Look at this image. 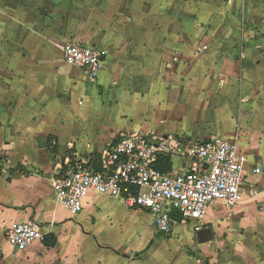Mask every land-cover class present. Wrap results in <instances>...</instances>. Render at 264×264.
<instances>
[{"label": "crops", "instance_id": "obj_1", "mask_svg": "<svg viewBox=\"0 0 264 264\" xmlns=\"http://www.w3.org/2000/svg\"><path fill=\"white\" fill-rule=\"evenodd\" d=\"M69 42L108 50L95 82L66 64ZM134 131L247 153L241 205L207 209L211 241L181 239L205 258L119 198L91 193L78 214L56 202L71 154L90 161ZM0 221L45 234L18 250L0 229V264H264V0H0Z\"/></svg>", "mask_w": 264, "mask_h": 264}, {"label": "built area", "instance_id": "obj_2", "mask_svg": "<svg viewBox=\"0 0 264 264\" xmlns=\"http://www.w3.org/2000/svg\"><path fill=\"white\" fill-rule=\"evenodd\" d=\"M66 64L82 69L91 83L103 68L108 50L69 42L63 47ZM180 159V167L163 172L160 158ZM249 158L235 140L224 137L191 139L187 136L152 137L144 131L122 134L100 155L98 164L77 160L55 180L58 204L73 214L84 208L91 194L119 198L134 209L148 210L157 230L172 234L180 223L193 222V230L204 228L207 209L217 202L236 209L245 199L242 189ZM260 168L256 172H260ZM177 213L182 221L173 216ZM8 243L24 250L45 234L38 222H13L4 226Z\"/></svg>", "mask_w": 264, "mask_h": 264}, {"label": "rangeland", "instance_id": "obj_3", "mask_svg": "<svg viewBox=\"0 0 264 264\" xmlns=\"http://www.w3.org/2000/svg\"><path fill=\"white\" fill-rule=\"evenodd\" d=\"M250 30H252L253 33H256L258 35H260V33H261V29H258V28H255V29L252 28ZM255 30L257 32H255ZM243 33H244V36H246L247 38H249V37L251 38V36H252V33L248 32V28H244ZM258 35H255V36L257 37ZM202 48H203V50H207L209 47H208V45H203ZM191 228L192 227H191V224L189 222L178 224V226H176L174 229L175 232L172 235V239H170L169 241L166 240L167 242L162 241V243L169 246L170 249H172V246H177V248L181 249L182 252L190 254L194 258L203 259V258H205V254H204L203 250L200 248V246H199V248L198 247L196 248V246H193V245L198 244L197 241L194 242L193 245H190V244H187V242L181 241V239H184V238L186 239V237H188L189 234L193 233V232H191ZM165 238H167V237H165ZM164 244H161V246L163 247Z\"/></svg>", "mask_w": 264, "mask_h": 264}, {"label": "trees", "instance_id": "obj_4", "mask_svg": "<svg viewBox=\"0 0 264 264\" xmlns=\"http://www.w3.org/2000/svg\"><path fill=\"white\" fill-rule=\"evenodd\" d=\"M48 139L53 140L54 137L50 135V136H48ZM48 147L50 148V150L54 154H56V152H57L56 145H53V146L50 145ZM99 158H100L99 155L92 156L91 159H90L89 164H95L97 166V168H99V164H98ZM71 161H72L71 162V165H72L71 167H73L75 165V162H74L72 154H71ZM156 167L159 168L160 170H162L163 172H170L171 169H172V160H171V158L168 157V156H164V157L160 158V160L156 164ZM173 216L177 217L179 220L182 221V218L180 216H178L177 213H173Z\"/></svg>", "mask_w": 264, "mask_h": 264}, {"label": "water", "instance_id": "obj_5", "mask_svg": "<svg viewBox=\"0 0 264 264\" xmlns=\"http://www.w3.org/2000/svg\"><path fill=\"white\" fill-rule=\"evenodd\" d=\"M196 236L200 242L211 241L213 239L212 227L206 226L202 228L201 230L196 232Z\"/></svg>", "mask_w": 264, "mask_h": 264}]
</instances>
